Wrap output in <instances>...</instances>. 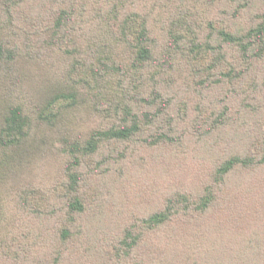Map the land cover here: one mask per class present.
Listing matches in <instances>:
<instances>
[{"label":"trees","instance_id":"trees-1","mask_svg":"<svg viewBox=\"0 0 264 264\" xmlns=\"http://www.w3.org/2000/svg\"><path fill=\"white\" fill-rule=\"evenodd\" d=\"M154 168V203L111 216ZM203 237L191 264H264V0H0V264H175Z\"/></svg>","mask_w":264,"mask_h":264},{"label":"rangeland","instance_id":"rangeland-1","mask_svg":"<svg viewBox=\"0 0 264 264\" xmlns=\"http://www.w3.org/2000/svg\"><path fill=\"white\" fill-rule=\"evenodd\" d=\"M191 158V156L186 155L185 158L176 159L172 164V168H180L182 172H177L174 179H171V177L166 174L172 183L167 185L163 180L162 187H178L180 178L187 175ZM207 163L208 161H206V164ZM161 170L160 168H154L145 170L141 174L134 173L130 176H126L121 183L118 184V187H115L114 193L107 196V204L112 211L108 210L111 216L114 215L119 218L122 212L127 209L128 204L132 206L135 212L144 211L149 208L154 203V199H156L154 196L156 188L161 186V181L158 178L161 174ZM183 172L185 175H183ZM202 240L205 244L198 249H195L191 242L182 243L177 248L181 256L175 260V264H191L192 260L195 259V254L199 251L204 252L208 248L206 237H203Z\"/></svg>","mask_w":264,"mask_h":264}]
</instances>
